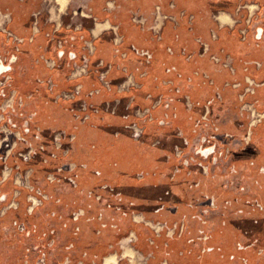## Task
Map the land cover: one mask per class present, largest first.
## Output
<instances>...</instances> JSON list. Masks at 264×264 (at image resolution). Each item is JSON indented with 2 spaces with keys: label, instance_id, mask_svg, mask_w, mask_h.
Segmentation results:
<instances>
[{
  "label": "crops",
  "instance_id": "crops-1",
  "mask_svg": "<svg viewBox=\"0 0 264 264\" xmlns=\"http://www.w3.org/2000/svg\"><path fill=\"white\" fill-rule=\"evenodd\" d=\"M47 1L0 0V264H59L86 224L264 264V0Z\"/></svg>",
  "mask_w": 264,
  "mask_h": 264
},
{
  "label": "rangeland",
  "instance_id": "rangeland-1",
  "mask_svg": "<svg viewBox=\"0 0 264 264\" xmlns=\"http://www.w3.org/2000/svg\"><path fill=\"white\" fill-rule=\"evenodd\" d=\"M47 2H50L54 7L56 6V9H67V16L71 21H74V23L75 21H80V19L77 18L79 17L77 12H80V10L81 12H85V0H48ZM47 177L48 175H46L44 178L43 172L42 174L39 172L35 178V181L37 184L42 185L43 180L45 181L48 179ZM154 227L159 230L158 226ZM95 228L96 227L90 224L83 226L84 232L82 233L81 237H78L77 242L74 241L76 237H70L71 233H68L65 239L68 241H73V246L70 248V250H68L67 257L62 260L57 256L56 261L58 262L62 260L59 264H103L104 261V264H108V258L113 257L114 260H112L109 264H155L149 262L146 255H144L139 249L140 246L136 243L132 226L122 224L116 227L114 232L110 231L105 233H113L115 236L116 244L114 245V249L111 244L109 247V241H106L103 238L97 239ZM69 245L71 246V243ZM112 249L113 251H111ZM110 251L114 252L113 254H115L116 257L108 256Z\"/></svg>",
  "mask_w": 264,
  "mask_h": 264
},
{
  "label": "water",
  "instance_id": "water-1",
  "mask_svg": "<svg viewBox=\"0 0 264 264\" xmlns=\"http://www.w3.org/2000/svg\"><path fill=\"white\" fill-rule=\"evenodd\" d=\"M9 70H10V66L6 65L4 63V61H3V59L1 58V55H0V75H2L3 73L8 72ZM213 153H214V146H211V147H208V148H202L201 147L199 149V154H201L204 157H208V156L212 155Z\"/></svg>",
  "mask_w": 264,
  "mask_h": 264
},
{
  "label": "flooded vegetation",
  "instance_id": "flooded-vegetation-1",
  "mask_svg": "<svg viewBox=\"0 0 264 264\" xmlns=\"http://www.w3.org/2000/svg\"><path fill=\"white\" fill-rule=\"evenodd\" d=\"M27 132L30 131V129H26ZM202 144H203V147L202 148H208V147H211L212 146V143H210L208 140H203L202 141Z\"/></svg>",
  "mask_w": 264,
  "mask_h": 264
},
{
  "label": "trees",
  "instance_id": "trees-1",
  "mask_svg": "<svg viewBox=\"0 0 264 264\" xmlns=\"http://www.w3.org/2000/svg\"><path fill=\"white\" fill-rule=\"evenodd\" d=\"M57 131H52V133L54 134V133H56ZM59 132V131H58ZM63 161V160H62ZM58 162L60 163L61 161L58 159ZM58 162H55V163H53L54 165H53V167L52 168H55V166L58 164ZM43 167H45V166H43ZM46 168V167H45Z\"/></svg>",
  "mask_w": 264,
  "mask_h": 264
},
{
  "label": "built area",
  "instance_id": "built-area-1",
  "mask_svg": "<svg viewBox=\"0 0 264 264\" xmlns=\"http://www.w3.org/2000/svg\"><path fill=\"white\" fill-rule=\"evenodd\" d=\"M134 133L136 135H138L140 133V129L139 128H135ZM43 197H45V196L43 195ZM159 228H161V227H159Z\"/></svg>",
  "mask_w": 264,
  "mask_h": 264
},
{
  "label": "bare ground",
  "instance_id": "bare-ground-1",
  "mask_svg": "<svg viewBox=\"0 0 264 264\" xmlns=\"http://www.w3.org/2000/svg\"><path fill=\"white\" fill-rule=\"evenodd\" d=\"M112 260H114L113 257L108 258L107 263L109 264Z\"/></svg>",
  "mask_w": 264,
  "mask_h": 264
}]
</instances>
